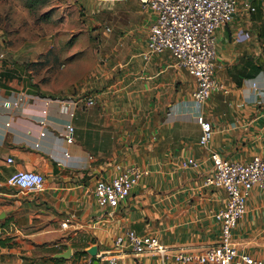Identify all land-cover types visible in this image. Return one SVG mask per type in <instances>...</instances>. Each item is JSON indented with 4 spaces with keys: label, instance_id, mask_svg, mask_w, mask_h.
I'll return each instance as SVG.
<instances>
[{
    "label": "crops",
    "instance_id": "0c3cea01",
    "mask_svg": "<svg viewBox=\"0 0 264 264\" xmlns=\"http://www.w3.org/2000/svg\"><path fill=\"white\" fill-rule=\"evenodd\" d=\"M107 1L114 7L124 2ZM125 4H135L137 24L123 35L105 31L101 37L116 42L121 70L116 68L108 89L84 95L94 96L95 105L79 106L71 119L59 115L57 100L77 97L62 95L65 88L42 89L24 76L20 48L2 53L0 44L1 264H85L100 254L127 264H175L177 253H200L220 238L214 214L224 209L226 196L202 186L212 167L209 155L239 163L264 157V0H238L231 22L217 29L215 78L228 93H214L200 107L191 99L194 79L167 54L143 60L152 16L134 0ZM200 114L212 128L203 147ZM67 124L74 128L72 144L65 140ZM186 157L200 167L181 170L178 164ZM116 165L136 166L148 175L118 208L101 211L94 187L113 177ZM16 171L38 173L43 189L29 193L9 186ZM128 231L154 236L165 252L115 248V239ZM232 243L239 252L264 260L260 190L247 198Z\"/></svg>",
    "mask_w": 264,
    "mask_h": 264
},
{
    "label": "built area",
    "instance_id": "2783aa9c",
    "mask_svg": "<svg viewBox=\"0 0 264 264\" xmlns=\"http://www.w3.org/2000/svg\"><path fill=\"white\" fill-rule=\"evenodd\" d=\"M139 10L152 16L145 50L142 58L148 62L152 56L165 54L172 59L174 66L184 70L194 79L195 87L191 99L198 107L217 92L228 93L225 85L215 78L216 31L219 26L231 22L237 10L238 0H135ZM249 11L254 9L247 7ZM59 115L73 118L75 110L83 105H95L94 96L78 99L57 100ZM18 102L13 103L17 106ZM10 104L6 103L5 107ZM201 135L199 145L206 146L211 139L212 128L200 114L197 117ZM74 128L65 126V140L73 143ZM44 136V133H41ZM37 147V146H36ZM212 162L210 173L204 178L205 188L221 189L225 193V207L214 214L220 224V238L214 246L194 253H177L175 264H264V260L239 252L232 243V231L246 211V201L254 189L264 195V157L255 156L249 162L239 163L222 158L213 152L209 155ZM7 164L13 160L8 158ZM181 170L198 169L200 164L193 157L179 162ZM148 175L146 170L136 166H115V174L109 180H98L94 187V203L101 210L118 208L130 196L134 187ZM7 184L25 192H39L43 189L41 175L28 171H16ZM68 220L61 224L65 228ZM115 248L127 247L135 254L154 251L163 254L165 249L157 238L150 235H137L128 231L114 241ZM1 264V263H0ZM85 264H127L118 256L96 255Z\"/></svg>",
    "mask_w": 264,
    "mask_h": 264
},
{
    "label": "rangeland",
    "instance_id": "374dc122",
    "mask_svg": "<svg viewBox=\"0 0 264 264\" xmlns=\"http://www.w3.org/2000/svg\"><path fill=\"white\" fill-rule=\"evenodd\" d=\"M122 1L114 7L104 0H0L2 53L20 48L21 57H17L23 59L24 76L42 89L65 88L62 95L77 99L108 89L116 68L121 70L117 63L122 59L116 61L114 56L116 42L101 37L105 31L123 35L138 21L135 4H125L132 0ZM94 79L95 87H88Z\"/></svg>",
    "mask_w": 264,
    "mask_h": 264
},
{
    "label": "water",
    "instance_id": "95a60500",
    "mask_svg": "<svg viewBox=\"0 0 264 264\" xmlns=\"http://www.w3.org/2000/svg\"><path fill=\"white\" fill-rule=\"evenodd\" d=\"M68 255H69V252H66V253L62 254L61 257H65V256H68Z\"/></svg>",
    "mask_w": 264,
    "mask_h": 264
}]
</instances>
